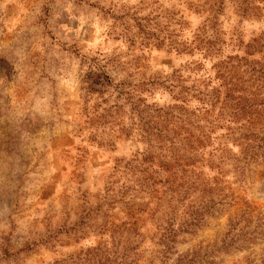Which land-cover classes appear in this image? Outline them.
I'll return each mask as SVG.
<instances>
[{
    "label": "rangeland",
    "instance_id": "rangeland-1",
    "mask_svg": "<svg viewBox=\"0 0 264 264\" xmlns=\"http://www.w3.org/2000/svg\"><path fill=\"white\" fill-rule=\"evenodd\" d=\"M97 68L112 84L178 73L231 120L210 133L231 157L222 174L209 172L222 189L212 199L227 195L224 208L182 233L163 260L155 224L169 208L124 190L130 182L114 171L145 143L115 125L119 117L130 126L129 105L114 114L123 100L96 82ZM176 90L154 89L142 101L169 105ZM253 129L264 137V0H0V264H173L185 253L259 263L264 159L258 148L250 158L263 146ZM243 211L248 243L225 246L236 232L229 219Z\"/></svg>",
    "mask_w": 264,
    "mask_h": 264
},
{
    "label": "trees",
    "instance_id": "trees-1",
    "mask_svg": "<svg viewBox=\"0 0 264 264\" xmlns=\"http://www.w3.org/2000/svg\"><path fill=\"white\" fill-rule=\"evenodd\" d=\"M100 71L101 69L97 68L96 82L103 86L108 85L117 92V98L123 100L121 104L111 106L114 114L122 115L125 104L129 105L130 126L123 127V121L119 120V117L115 118L117 119L115 125L119 126V130L126 135H130V131L135 130L145 143V149L134 154L131 159L117 161L113 167L114 171L125 175L130 182L131 185L123 186L124 190L145 192L150 199L155 200L156 207L163 205L169 208L165 220L161 222L157 219L155 224L156 231H159L157 244L162 246L159 255L163 260L174 248L182 233L191 232L195 227L201 226L204 215L214 216L224 208L223 204L226 202L222 200L227 195H223L216 202L212 199V194H218L217 192L222 189L218 186L220 180L214 175L211 176L209 172L216 171L217 174H222L221 164L231 157L227 155L229 150L226 144L224 142L214 144L210 133L214 131L219 120L225 122L231 120L224 119L221 109L213 114L214 104L211 97L206 92L196 90L193 85L181 84L184 78L178 73L174 72L163 79L155 77L112 84L108 76ZM161 88L169 92L173 88L177 89L172 95L174 103L148 108V105L143 103L141 94ZM88 90L94 89L89 87ZM104 90L96 89V92L100 93ZM193 99L198 103L191 105ZM108 115L113 122L114 116L111 113ZM226 129H229V125ZM234 130L237 132L236 129ZM249 135L258 138L263 144V146L260 144L252 146L250 158L254 159L256 154L254 151L258 148L264 159V137H260L255 129L249 131ZM207 147L210 149L207 150ZM234 161L238 163L239 159L234 158ZM233 168L239 170L241 174L244 169L240 165H235ZM197 193L202 194L203 198L206 196L208 198L200 200L195 205L192 197ZM178 204L182 205L184 217L177 222L174 210L178 209ZM248 213L249 211H243L238 217L229 219L230 231L236 230V232L231 234L225 246L239 248L242 246L241 243H248L250 238ZM242 221L244 225L237 228ZM134 224L135 221L132 222V225ZM119 264H135V259L132 257L129 261ZM173 264L210 263L203 261L197 253H185L179 255ZM251 264H264V257L259 263Z\"/></svg>",
    "mask_w": 264,
    "mask_h": 264
}]
</instances>
